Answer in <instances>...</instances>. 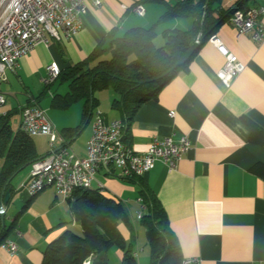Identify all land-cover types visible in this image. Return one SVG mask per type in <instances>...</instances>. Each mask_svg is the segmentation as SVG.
<instances>
[{
    "label": "crops",
    "instance_id": "obj_1",
    "mask_svg": "<svg viewBox=\"0 0 264 264\" xmlns=\"http://www.w3.org/2000/svg\"><path fill=\"white\" fill-rule=\"evenodd\" d=\"M175 1L101 0L97 6L86 2L82 26L73 36L60 35L59 39L48 36L46 44L38 43L19 57L14 71L6 70L0 83L5 97L0 114L12 112L19 116L24 105L37 104L46 111L61 137L55 148L68 150L89 124L84 147L80 149L77 145L73 151L84 156L94 111L100 110L105 120L119 118L118 112L111 108L115 93L110 88L100 89L106 92L109 101L107 112L100 108L99 97L95 95L98 104L85 118L82 100L67 106L52 104L53 96L63 95L68 87L64 92L49 91L54 81H66L57 78L44 84L47 66L55 62L60 70H65L97 49H106L103 55L109 53L110 39L134 26H154L153 41L160 46L164 30L192 26L194 17L189 14L160 20ZM231 4L232 0H219V11H225ZM137 5L144 8L141 16L133 11ZM245 5L264 6V0H246ZM219 15L218 10L214 12L215 17ZM261 21L264 30V17ZM202 23L203 18L201 30ZM213 33L244 64L243 71L228 86L224 85L216 75L224 58L205 40L186 68L162 86L155 99L145 101L137 109L129 124L128 140L134 151L142 153L154 137L184 134L190 139V149L175 167L169 168L157 160L139 178L162 205L183 259L197 257L201 264H258L264 261V178L250 168L264 163V147L249 141V130L241 116L250 117L264 128V39L254 40L250 32L238 35L226 17ZM47 90L49 101L40 103ZM77 126L78 131L72 137L61 132ZM38 144L39 140L34 142L38 155H46L49 150L38 152ZM26 176L27 172L18 186L12 184V196L3 205L6 214L7 205L15 197L5 238L13 240L17 249L10 253L0 248V264H41L43 252L52 240L66 229L80 230L72 219L67 200L53 187L32 196L20 188ZM96 179L103 185L102 193L119 200L127 212L128 221L118 223L117 228L136 264H148L150 249L145 229L136 216L138 211H145L138 182L100 171ZM96 184L93 182L92 186ZM104 255L106 264H121L123 251L113 246Z\"/></svg>",
    "mask_w": 264,
    "mask_h": 264
},
{
    "label": "trees",
    "instance_id": "obj_2",
    "mask_svg": "<svg viewBox=\"0 0 264 264\" xmlns=\"http://www.w3.org/2000/svg\"><path fill=\"white\" fill-rule=\"evenodd\" d=\"M205 2L206 0H176L170 5L160 20L183 14L193 16L194 20L188 29L164 30V43L160 46H156L153 41L154 26H134L125 30L121 36L110 39L109 58H102L106 49L100 48L86 59L65 70H59L57 78L66 81L68 90L61 96L54 95L52 104L67 106L76 100H82L83 112L85 118H88L89 112L98 104L95 91L112 89L115 97L111 101V108L118 112L124 124L123 139L129 144V124L142 103L155 99L161 87L178 71L186 68L199 46L225 17L228 18L237 7L246 6V0H241L221 12L219 0H207L204 7ZM217 10L220 15L215 17L214 12ZM202 18L198 47L182 64L172 68L195 41ZM11 114L12 112L0 114V194L11 172L21 164L31 163L39 157L32 136L21 131L19 127L15 132L11 130ZM241 120L249 130V141L264 147V128L246 115H242ZM79 126L67 128V131L64 128L61 132L67 137H72ZM250 169L264 178V163H256ZM139 178L141 176L125 179L138 182L139 195L145 207L140 223L144 226L150 249L148 264H182L179 245L168 226L163 207L150 188ZM8 186H11L13 192L12 183ZM66 200L72 219L80 226V232L64 230L47 245L41 264H106L104 252L113 246L123 251L121 264H136L117 228L119 221H128L127 212L119 200L104 195L94 187L77 189ZM3 238L4 231L0 234V240Z\"/></svg>",
    "mask_w": 264,
    "mask_h": 264
},
{
    "label": "built area",
    "instance_id": "obj_3",
    "mask_svg": "<svg viewBox=\"0 0 264 264\" xmlns=\"http://www.w3.org/2000/svg\"><path fill=\"white\" fill-rule=\"evenodd\" d=\"M86 2L99 5L101 0H0V83L6 70L14 71L18 59L28 53L36 44L47 43L48 36L69 38L82 26V15ZM241 0H232V3ZM133 11L144 14V8L137 5ZM264 6L237 7L228 16V22L238 35L250 32L254 40L264 39L261 19ZM208 40L224 58L222 67L216 72L221 82L228 86L231 80L244 69V64L212 33ZM199 41V40H198ZM48 76L44 84L53 82L59 67L55 62L47 66ZM5 103L0 91V107ZM170 116L173 112H169ZM19 129L29 136L45 135L49 152L28 165L25 181L20 185L29 196L53 187L65 200L77 189L92 187L93 182L100 192L103 185L96 179L98 171L109 176L127 178L142 176L154 167L157 160L169 168L176 166L182 155L190 149L187 135L170 134L159 139L154 137L147 149L138 153L124 141V124L120 118L105 120L100 110H95L91 122V134L86 142V153L78 156L65 147L55 149L61 140L46 111L35 103L24 105L19 113ZM142 211L137 212L140 219ZM0 248L14 253L16 243L9 238L0 240ZM88 264V262H85ZM182 264H201L197 257L184 258ZM264 264V261L258 263Z\"/></svg>",
    "mask_w": 264,
    "mask_h": 264
},
{
    "label": "rangeland",
    "instance_id": "obj_4",
    "mask_svg": "<svg viewBox=\"0 0 264 264\" xmlns=\"http://www.w3.org/2000/svg\"><path fill=\"white\" fill-rule=\"evenodd\" d=\"M163 41H162V44H163ZM109 57H110L109 53H105L102 56V58H109ZM66 89H67V84L65 82H62V81H54L53 84H51L49 86V91H52V92L53 91L54 92H64ZM49 91L47 90L46 93L41 96L40 103L41 102L46 103L47 101H49ZM95 95L97 97H99L100 108L102 110H104L105 112H107V108L109 107V101L107 100L106 92H104V90H97V91H95ZM72 108H74V105ZM71 110H73V109H71ZM69 114H70V116H73L72 115L73 111H70ZM18 121H19L18 113H13L10 115L9 124H10L11 130L13 132H15L18 129ZM88 132H89V124L86 125L85 128H82L79 136L68 146V148L71 151H74L75 149H77L78 146L80 147V149H82V147H84V144H85L84 140H85V137H86ZM33 139H34V142L36 141V143H37V140H39L40 144H38V146H37L38 152L44 153V152L49 150L47 136H45V135H34ZM57 143H58V141H57ZM1 163H2V157H0V166H1ZM26 172H28V166H26L24 169H22L12 179V181H11L12 184H14L15 186H18L20 181L25 177ZM14 199H15V197H13L12 201L7 205V212H6L5 217H4L6 225H9L10 220H11V216H12V212H13V208H14L12 203H14ZM121 222H123V221H119L118 223H121ZM72 232L79 233L80 230L79 231L72 230Z\"/></svg>",
    "mask_w": 264,
    "mask_h": 264
},
{
    "label": "water",
    "instance_id": "obj_5",
    "mask_svg": "<svg viewBox=\"0 0 264 264\" xmlns=\"http://www.w3.org/2000/svg\"><path fill=\"white\" fill-rule=\"evenodd\" d=\"M201 28L199 30V33L197 34V37L195 41L189 46V48L184 52V54L175 62L172 68L182 64L192 53L193 51L198 47L200 35H201ZM89 92L91 94V89H89ZM59 148V147H57ZM55 148V149H57ZM45 155L39 156L38 158L44 157ZM30 163H23L20 166H18L11 174L7 177L5 180L3 187H2V192L0 194V234L4 231H6V223H5V210L3 208V205L7 204L12 196L11 192V186H8L12 179L26 166H28Z\"/></svg>",
    "mask_w": 264,
    "mask_h": 264
}]
</instances>
